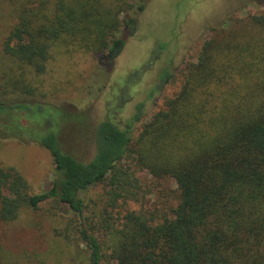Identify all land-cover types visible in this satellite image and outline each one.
<instances>
[{
    "label": "trees",
    "instance_id": "obj_1",
    "mask_svg": "<svg viewBox=\"0 0 264 264\" xmlns=\"http://www.w3.org/2000/svg\"><path fill=\"white\" fill-rule=\"evenodd\" d=\"M147 1L0 0V124L30 131L20 121L44 101L43 76L56 56L111 64ZM140 109L124 129L108 118L96 124L88 162L65 152L59 133L44 134L45 120L35 141L54 166L44 192L0 166V264L47 263L51 252L41 246L18 254L5 245L20 212L47 202L64 215L48 207L41 222L55 241L77 252L83 244L84 264H264V11L231 13L211 28L178 91L133 136ZM139 173L172 180L174 203L145 206L151 193ZM97 187L103 192L87 198Z\"/></svg>",
    "mask_w": 264,
    "mask_h": 264
},
{
    "label": "rangeland",
    "instance_id": "obj_2",
    "mask_svg": "<svg viewBox=\"0 0 264 264\" xmlns=\"http://www.w3.org/2000/svg\"><path fill=\"white\" fill-rule=\"evenodd\" d=\"M259 10L264 11V6L256 0H148L144 10L136 14L135 30L129 36L124 35L123 49L111 64L103 66L95 57L80 54L71 58L56 56L49 62L41 87L46 97L42 102L29 104V114L20 121V128L29 125L30 131L17 133L19 129L12 120L0 124V133L5 129L14 131L0 139V166L15 168L33 193L48 190L54 166L48 150L35 142L45 120L50 121V130L44 134L59 133L64 151L88 162L94 155L93 130L99 121L108 118L124 129L133 123L136 107L141 104L139 121L132 128L136 136L164 100L178 91L181 71L196 61L209 30L219 26L231 13L242 16ZM166 73L172 76L168 82ZM18 134L21 140L32 142L18 141ZM138 176L151 193L143 202L145 206L174 203L172 180H154L145 173ZM102 192L97 187L89 190L86 197L93 198ZM128 206L136 210L140 204ZM48 207L64 215L63 207L58 209L48 202L36 213L22 210L10 227L5 245L18 254L33 253L39 246L50 250L46 264H84L79 254L85 250L83 244L78 245L77 252L75 246L67 247L55 241L51 225L41 222L38 215L44 214ZM34 220L40 223V238L36 236ZM71 254L78 256V262H70Z\"/></svg>",
    "mask_w": 264,
    "mask_h": 264
}]
</instances>
